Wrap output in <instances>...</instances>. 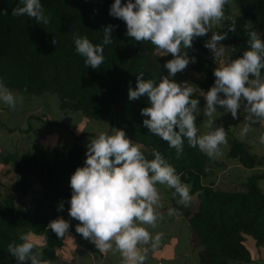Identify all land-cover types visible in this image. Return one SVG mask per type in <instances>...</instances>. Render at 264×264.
I'll return each mask as SVG.
<instances>
[{
	"label": "trees",
	"instance_id": "trees-1",
	"mask_svg": "<svg viewBox=\"0 0 264 264\" xmlns=\"http://www.w3.org/2000/svg\"><path fill=\"white\" fill-rule=\"evenodd\" d=\"M19 3L20 0H0V9L7 10V15H0V81L22 97L51 95L62 110L108 122L112 131L124 130L133 143L142 146L148 159L154 158L153 150L160 151L177 173L182 174V181L191 185L193 199L187 207L177 202L179 197H172L174 190L168 189L170 207L188 221L193 245L202 247L201 264H255L257 260L264 264L261 257L252 258L247 244L251 240L255 248L264 247V192L257 183L261 175L248 176L240 188L215 185L208 179L210 173L216 166L224 165L190 147L186 140L183 153L177 157L175 149L143 126L145 117L141 109L149 106L147 98H128L129 88H136L139 73H144L143 79L157 82L168 74L163 65L173 58L171 54L164 55L149 42L130 39L125 23L109 15L114 0H41L45 14L50 17L46 25L27 16H11ZM233 22L235 33L228 30ZM107 25L116 26L112 31L114 42L104 46L101 67L88 68L75 50L73 37L87 36L94 45L101 44ZM214 29L228 32L227 39L221 42L228 48V61L241 56L248 48L249 32L256 31L264 39V0H231L225 6L224 20ZM206 39L209 33L196 38L193 48L187 50L196 62L189 63L186 70L173 77L176 82L185 76L204 91L213 86V71L217 66L211 52L204 47ZM233 47L235 52H231ZM194 98L200 99L199 106L203 108L204 98L198 93ZM41 121L56 124V121ZM200 123L199 115L197 125ZM260 124L252 127L260 129ZM32 130L28 125L26 132ZM226 132L230 136L227 158L245 169L264 164L263 155L253 152L247 140ZM260 134L257 132V139ZM85 159L84 148L78 142L66 152L53 149L50 155L39 147L0 155L1 163H12L13 179L7 193L0 191V264H16L8 246L21 243V237L31 233L45 237L41 249L43 260L52 264L58 257L57 249L64 241L47 225L58 217L70 221V178L77 167L84 166ZM27 197L32 200L27 202ZM60 203L64 204L63 211H58ZM70 224L72 228L71 221Z\"/></svg>",
	"mask_w": 264,
	"mask_h": 264
},
{
	"label": "clouds",
	"instance_id": "clouds-1",
	"mask_svg": "<svg viewBox=\"0 0 264 264\" xmlns=\"http://www.w3.org/2000/svg\"><path fill=\"white\" fill-rule=\"evenodd\" d=\"M230 3L231 0H126L125 3L114 0L110 6L109 15L125 23L130 39L149 42L164 55L173 57L163 65L168 74L160 77L159 82L143 79L144 73H139L136 88H129L128 98H147L149 106L141 109L145 117L143 126L175 149L177 157L184 151L185 140L209 159L222 156L221 146L227 144V132L223 126H217L218 113H231L235 119L243 107L247 122L242 136L255 131L252 125L264 121V39L256 31L248 33V48L241 56L214 69V84L206 92L191 82L178 83L173 79L189 63L196 62L187 51L193 48L196 38L211 32L204 47L215 58L225 54L226 47L221 42L227 39L228 32L219 33L214 28L224 20L225 6ZM0 15H7V10L0 9ZM11 16H27L38 24L50 22L41 0H20ZM115 27H104L101 44L94 45L87 36L73 37L75 50L88 68L95 70L104 63V46L114 42ZM228 30L235 33V22ZM235 51L231 48V52ZM197 93L204 98L203 108L199 106L200 99L194 98ZM0 102L11 109L20 102L2 81ZM201 112L208 129L204 133L197 126ZM258 139L264 144V134ZM141 147L124 130L117 129L112 135L100 132L86 145L84 166L77 167L70 178L68 215L78 221L76 233L101 253H119L122 264H145L150 249L161 243L164 234L150 231L164 220L159 211L164 198L160 186L174 190L172 197H179L177 202L185 207L193 199L191 185L182 181V174L161 152L153 150L154 158L148 159ZM63 210L64 204L60 203L58 211ZM175 212L170 208L168 216ZM70 227V221L63 217L47 225L58 238L68 235ZM21 241L8 246L16 264H49L29 235H23Z\"/></svg>",
	"mask_w": 264,
	"mask_h": 264
},
{
	"label": "rangeland",
	"instance_id": "rangeland-1",
	"mask_svg": "<svg viewBox=\"0 0 264 264\" xmlns=\"http://www.w3.org/2000/svg\"><path fill=\"white\" fill-rule=\"evenodd\" d=\"M214 31H215V29H214ZM210 36H211V32H209V38H210ZM226 50H228V48L225 49V54L223 56L216 57V58L211 53L212 57L216 61L217 67L220 66V64L228 61V59L226 61H223V58L228 56ZM184 80L191 82L192 84L198 86L197 83L190 81L185 76H180L177 81L183 82ZM12 92L20 98V102L17 103L15 109H11L6 104H4L3 102H0V124L4 128H7V127L10 128V126H11L13 129L12 132L7 130V132H8L7 134L10 135V137L8 138L9 140H7L5 143L0 142V155L6 154V153L14 151V150L16 151V153H19L21 151V149H23L22 148L23 144H21L22 140H20L18 138L20 135L22 137H24V136L31 137L32 136L31 133L26 132L28 125L33 129V134L36 133L35 129H40V132H42V133L48 132L45 135L46 137L50 136L52 134H55V131H57V130H59V131L64 130V129L68 130L65 133L66 135H70V132H72V131L77 132V135L79 134V136L82 137V139H84V141H87L85 144H81L82 147L84 148L85 154L87 151L86 145L90 142V139H93L91 134L94 135L95 137H97L100 132H104L108 135H112L115 133V130L112 131L110 129L108 122H102V121H98V120L93 119V118L84 117L83 114L72 111V110H62V109L58 108L56 106V100L51 95H45L43 97L39 96V97L25 98L24 96L22 97V95H19L18 93H15L14 91H12ZM43 100H45V103ZM44 104H47V105L45 106ZM218 111H220L221 113H224L223 108L218 107ZM220 115H221L220 113L217 114V117H218L217 121H216L217 126H223L226 131H230L233 135L237 136L238 138H241L243 140H247V143H248L249 147L252 149V151L255 153H259V155L262 154L264 157V144H262V147H261V144L259 143V139L256 138L257 132L261 133L260 135H262V129L264 128V121H261V124H260L261 128L260 129H256V127H253L255 129V131L249 132L246 135L242 136L241 135L242 129L244 127V124L247 122L246 121L247 113L243 111V107L238 111L237 118H235V119L231 116V113H224L223 115H221V116ZM35 116H37V118ZM28 117H29V119H28ZM41 119H45L47 122L56 121V124L55 125H49L47 123H43L42 122L43 120L41 121ZM3 120L8 122V124H6V123L4 124ZM200 120H201V123L198 124L197 126L200 128L201 133H204V132L208 131V129H206L204 127V122H203L204 115L202 112L200 113ZM57 121L59 122V124H57L58 123ZM62 123L67 124L68 127ZM63 126H65V127H63ZM19 129H21V130L19 131ZM47 129H51L52 133H50V131ZM54 129H56V130H54ZM30 132H32V131H30ZM254 136H255V138H254ZM228 139H230L229 132L227 133V144L226 145H229ZM16 143L18 144V149H15ZM226 145L221 146L222 156L216 159L218 162H220L224 165L223 168H220V166L219 167L216 166V168H214V171L210 173V177L208 179L213 181L215 183V185H218L224 189L225 188L226 189H235V188H240L241 183L244 182L248 176L253 175L255 173H258L261 176H259V178L257 179V183H258V186L264 192V164L256 166L254 169H245L240 164L236 163L234 160L226 157V152H227ZM263 161H264V159H263ZM7 164L8 165L3 164V165H5V167L3 166V168L0 169V188H1L0 191L5 192V193H7L8 189L11 186H13L12 175H6L5 176V170L7 168L9 169L11 167V163H7ZM1 167H2V165H1ZM160 190L163 193L164 198H163V207L160 208L159 211L161 213H163V212H165L171 208L170 207L171 201L169 198V190L167 188H165L164 186H160ZM25 200L27 202H30L32 199H30V197H27V198H25ZM164 206H166V207H164ZM165 214L168 215V212H165ZM169 217H173V216H169ZM180 217H183V216H180ZM72 224L75 225L76 221L72 220ZM161 231H163L164 235H163V238H162L159 246L161 244H164L163 249L165 252H167L169 250L173 251V249H174V255H173V258L171 259V261L174 262L175 264L181 263L180 260L185 255L186 250H187V247H185V245H184V237L181 236V244H180L181 246H178L176 249L174 247L175 244H173L172 242L169 241V238H168L169 234H167V232H168L167 226L162 228ZM69 234H71V235L73 234L75 239H79L78 237H80L78 235V233H76L75 230H72L71 233H69ZM26 235H29L30 239L33 241V243L38 248L42 249V247L45 244V237L44 236L41 237L40 235L39 236L34 235V234L32 235V233H31V235L30 234H26ZM65 239H66V237H65ZM247 244L251 248V250L254 251L253 252L254 258H258V257L260 258L261 257L260 259L264 260V247L255 248L251 240H248ZM192 257L196 258L194 256H192ZM198 257L200 259V251H199ZM156 261H157V259H156ZM197 261H198V259L196 260V262ZM259 261L260 260H257L256 262H259ZM162 262H163V264H167L166 260H162Z\"/></svg>",
	"mask_w": 264,
	"mask_h": 264
},
{
	"label": "crops",
	"instance_id": "crops-1",
	"mask_svg": "<svg viewBox=\"0 0 264 264\" xmlns=\"http://www.w3.org/2000/svg\"><path fill=\"white\" fill-rule=\"evenodd\" d=\"M226 60H227V57H224L223 61H226ZM3 122L4 124L5 123L8 124V122L4 120ZM10 129H12L11 126H10ZM7 130L9 131V127L4 128L0 124V142L5 143L7 140H9L8 138L10 137V135L7 134L8 133ZM20 130L21 129H19V131ZM35 130H36L35 134H33V130L32 132H29L32 134L31 137H28V136L22 137L21 135L19 136L18 139L22 140L21 144H23L24 146V147L22 146L23 149H21L20 152H24L27 149L32 150L34 147H39L42 150H44L47 154L50 155L53 149H59L61 151L66 152V150L70 148L71 145L74 144V142H78L80 144H85L87 142V141H84V139H82V137H80L79 134L77 135V132L72 131L70 132V135H66L65 133L68 131L66 129L60 130V131L57 130L55 131V134H52L47 137L45 135L48 132L42 133L40 132V129H35ZM47 130H49L50 133H52L51 129H47ZM12 131L13 129L10 132ZM262 134H264V128L262 129ZM15 149H18L17 143H16ZM10 153H16V151L14 150V151H11ZM3 166L5 167V165H3V163H1L0 161V169L3 168ZM11 167H12V163H11ZM11 167L5 170V176L12 174L10 172ZM165 212H168V210ZM165 212L161 213L164 216V220L159 224V226L156 229L154 230L150 229V231H152L154 234L156 232L163 233L161 229L167 226V230H168L167 234H169V237H168L169 241L175 244L174 247L176 249L178 246H181L180 245L181 236H183L184 245L185 247H187V250H186L185 255L180 260L181 263L179 264H185V263L186 264H201L198 256H199V251L202 250V247L198 245H193L188 221L184 217H180L182 215L179 214L177 211L175 212L173 217H169L167 214H165ZM70 221L72 223V219H70ZM77 223L78 221H76V224ZM76 224L75 225L72 224V228L69 229V233H71L72 230H75ZM69 233L68 235L65 236L66 239L65 237L63 238L64 245L61 248L57 249L58 257L52 261V264H122V259L119 253H115V254L111 252L101 253L98 249H96L93 243H91L88 240H85L80 234H78L80 236L78 237L79 239H75L74 235L73 234L71 235ZM163 245L164 244H161L155 249H150L147 255V260L145 264H163L162 260H166L167 264H175L174 262L171 261L174 255V249L173 251L169 250L165 252L163 249ZM253 252L254 251L252 250L251 252L252 258H254ZM192 256L196 258H193ZM197 259L198 261L196 262ZM255 264H260V263L256 262Z\"/></svg>",
	"mask_w": 264,
	"mask_h": 264
}]
</instances>
